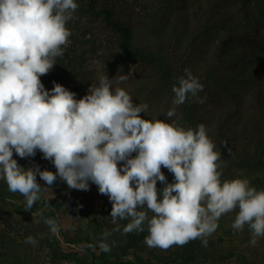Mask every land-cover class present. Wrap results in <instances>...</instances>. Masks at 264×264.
Returning a JSON list of instances; mask_svg holds the SVG:
<instances>
[{
    "label": "clouds",
    "instance_id": "obj_1",
    "mask_svg": "<svg viewBox=\"0 0 264 264\" xmlns=\"http://www.w3.org/2000/svg\"><path fill=\"white\" fill-rule=\"evenodd\" d=\"M78 7L77 0H0V180L24 197L26 210L44 201L45 187L57 180L84 191L91 182L112 204L113 230H147L149 248L167 250L195 239L207 246L219 218L232 212L233 230L247 226L255 246L264 238V189L246 176L221 179V153L204 124L193 129L146 119L141 114L149 105L134 103L117 86L128 80L123 74L115 81L99 74L79 98L55 81L45 87L41 76L64 54L71 36L67 23ZM203 88L185 68L172 86V104L190 97L203 103ZM175 115L176 107L166 112ZM38 151L55 171L22 166L14 157L32 158ZM162 168L173 174L171 182ZM120 220L129 222L121 229ZM43 221L52 233L59 230L55 219ZM110 235L104 233V240ZM24 242L37 244L31 235ZM101 247L110 251L107 243Z\"/></svg>",
    "mask_w": 264,
    "mask_h": 264
},
{
    "label": "rangeland",
    "instance_id": "obj_2",
    "mask_svg": "<svg viewBox=\"0 0 264 264\" xmlns=\"http://www.w3.org/2000/svg\"><path fill=\"white\" fill-rule=\"evenodd\" d=\"M139 1V4H135L136 0H130L128 6L144 13L150 9L151 4L155 3V0ZM175 1L177 7L173 16L170 17H176L177 20L186 0ZM200 1L189 0L191 6L195 5L194 3H201ZM77 3L79 7L73 14V18L67 23V27L71 31L69 43L64 46V54L60 56V58L64 56L67 61L69 59L74 61L73 57L77 54L79 56L75 59L77 67L73 77L70 73L66 74L59 82L83 96L91 83L98 82L97 77L101 73L108 74L113 81L119 75H127L128 80L117 86L124 87L132 96L134 103H147L149 105L148 111L141 115H144L146 119L158 118L168 120V122L177 121L179 106L172 104L174 97L172 88L165 85L157 67L151 63H132L121 50L118 32L106 24L100 15L92 14L88 10V0H77ZM225 6L235 12L233 4L226 3ZM128 11L129 9L125 10V12ZM128 15L130 18L131 14ZM170 17L168 16V18ZM134 22H136V19H134ZM191 22L180 19L175 30L172 31L174 34L167 35L164 33L162 34V38L163 36L164 38L160 40L152 31H149L148 25L136 22L135 38L140 45H154L158 50L166 53L172 59L176 68L179 67L180 61L187 59L185 65L193 66L192 69L195 72H200L205 68V64L211 56L210 48L213 46L215 38L204 32L199 34L195 31L194 34V31L189 30L192 25ZM245 22L246 20L243 19L239 23L243 25ZM189 32H191V35L187 36ZM182 35H185L186 38H183ZM176 38H179V41L176 42ZM237 46L244 47L242 48L244 50L247 48L248 52L251 49L239 43L233 47L238 48ZM241 58L243 59L240 62L230 64L232 72H235V70L239 72L236 81L226 79L223 80L224 85L221 83L207 84L206 87L204 86L203 91L198 94L200 98H204V102L198 103L194 98L195 108L199 114L198 118H204L205 120V117L208 118L210 113L214 112L215 119L210 123L208 121L211 126L210 130L212 133L218 134V130L221 128L224 135L221 137L222 142L224 145L228 144L229 152L224 153L225 148L222 149L221 145L216 142L220 138L213 140L216 145L215 150L221 153L218 162L221 168H226L224 166L226 161L223 156L231 160L237 154L246 157L249 155L247 152H249L257 155L261 160L264 158V73L254 77L248 74L249 70L252 74L258 63L264 68V55L257 50L255 53H249L246 58ZM68 68L70 69V67ZM68 68L66 72H71ZM172 107H176V115L169 118L166 116V112ZM208 135L210 136L211 133ZM14 157L19 164V159L16 155ZM245 176L250 180L251 185L258 190L264 189V166H257L253 173ZM55 185H59L58 188ZM54 187L57 189L55 190ZM58 189H63L62 194L57 192ZM43 196L45 200L36 202L31 209L32 216L37 218L39 213L50 211L45 217L57 221L59 230L54 234L60 240H65V235L74 234V231L80 233L81 229H84L87 225L88 220L95 214L106 213L104 212V206L109 201L107 195L100 194L97 186L91 182L90 189L84 191L68 189L65 182L57 180L51 188L45 187ZM66 197L74 198L77 203L83 200L90 209H83L80 206L71 208L69 206H71L72 201L67 202V200H64ZM52 200H62L63 209L51 208V210L48 208L47 206L50 203L45 204V201L52 202ZM16 203L18 206L23 204L25 207L24 197L17 199ZM24 210L30 211L25 208ZM16 217L24 218L21 209L16 212ZM234 218L235 212L224 214L219 218L217 230L207 238V246L200 242L198 258L193 264H264V238H259L258 243L252 246L249 243L251 233L247 226L240 231H234L231 227ZM35 224L43 232H49L43 218L37 220ZM85 229V231L93 232L92 225ZM63 244L66 251H69V246H73V248L83 252L79 244L76 245L66 241ZM138 249L136 253L123 254L120 252L118 256L121 257L122 261L117 263L108 262V257L103 256L99 251L96 253L99 255H95L93 258L97 264L176 263L173 262L175 256L171 255V252L175 251L176 245L167 250H162L160 248H149L143 241ZM110 250V252H113V249ZM45 256L46 253L43 252L42 259L45 260ZM90 260L92 261L91 257ZM40 261L42 262V260ZM61 264L74 263L64 262Z\"/></svg>",
    "mask_w": 264,
    "mask_h": 264
},
{
    "label": "trees",
    "instance_id": "obj_3",
    "mask_svg": "<svg viewBox=\"0 0 264 264\" xmlns=\"http://www.w3.org/2000/svg\"><path fill=\"white\" fill-rule=\"evenodd\" d=\"M130 0H88V10L95 15H100L104 22L115 29L120 36V47L122 52L127 58L134 64L151 63L154 64L160 74L163 77V82L168 87L173 86L176 83L177 78L184 75V69L188 68L192 73L199 78L201 83L206 87L207 84L221 83L224 85L223 80H237L238 71L232 72L230 70V64L234 62H240L241 57H247L249 53H255L257 50L264 55V0H201L199 4L191 6L189 0H186L184 7L180 10V16L171 18L174 14L177 3L175 0H155V3L150 5V9L144 13L134 7L128 6ZM139 0L134 2L139 4ZM226 3L233 4V9H229L225 6ZM125 12V10H128ZM131 17L129 18V15ZM168 16L170 18H168ZM140 22L144 25H148L149 31H152L156 37L162 38V34L167 35L174 34L176 24L180 19L185 21H192V25L189 30L203 33H208L214 36V44L210 48L211 56L205 64V68L200 72H195L193 66H186L187 59H183L179 62V67L176 68L174 62L166 53L158 50L154 45H140L135 38L136 22ZM246 20L245 24L241 25L239 22ZM194 22V23H193ZM195 24V26H194ZM191 32L187 33V36L191 35ZM195 36V35H194ZM186 38L185 35H182ZM196 38V37H195ZM179 41V38H176ZM243 44L251 49L244 47L234 48L236 44ZM66 54V53H65ZM255 55V54H253ZM79 58L76 54L73 59L68 61L65 57H57L56 65L52 71L48 74L41 76V80L47 89H51L54 85L53 82L61 81L66 74H75L77 62L75 59ZM68 59V58H67ZM72 62V63H71ZM70 67V69L68 68ZM71 72H66V70ZM264 73V68L258 63L254 68L252 74L249 70V76L254 77ZM240 80V79H239ZM68 88V87H66ZM71 90V88H68ZM77 98L81 97L78 92L73 90ZM179 118L175 121L180 126L185 128L195 129L199 124H204L208 134L211 133L210 138L216 140L221 148L224 149V153L229 152L228 144L224 145L222 142V129L220 128L217 133H212L210 130V121L215 119L214 112L210 113V116L204 118H198L199 114L195 108L194 98H189L182 105H179ZM205 121V122H204ZM209 121V123H208ZM208 123V124H207ZM209 129V130H208ZM215 142V141H214ZM248 156L236 155L233 159L228 160L223 155V159L226 161V168H221V179H231L238 176H245L253 173L256 167L264 166V158L261 160L257 155L247 152ZM14 155H16L14 153ZM19 164L25 167L39 164L41 168H48L55 171V166L49 161L42 158V154L38 151L35 157L32 158H20L18 155ZM167 180L171 182L173 180V174L168 172L166 168H162ZM37 180L43 185L44 182L40 180L37 175ZM56 186V185H55ZM59 185L56 187L58 188ZM162 183L157 181V187H162ZM54 187L56 190L57 188ZM57 192H62L63 189H58ZM62 194V193H61ZM69 195V192L67 193ZM97 197L99 195L95 194ZM23 197L19 193H13L8 190V186L5 181L0 180V264H61L64 262H70L74 264H97L94 260L98 251L103 256L108 257V262H121V257L118 254L121 253H136L141 243L144 241L147 230L144 232H131L123 233L121 231H114L116 225L113 223L112 217L109 216L111 212L112 204L110 201L104 206V212L97 213L90 220L84 229H81L80 233L65 235V240L52 233L43 232L41 228H38L37 220H42L49 212H42L43 216L39 215L37 218L32 216L31 210L25 211L24 205H17V199ZM64 200L71 202V208L80 206L83 209H90L83 200L78 203L74 201V198L66 197ZM11 201V202H10ZM50 203V204H48ZM48 204V208L63 209L62 200H52V202H45ZM44 204V205H45ZM78 204V205H77ZM23 208V209H22ZM18 209L23 211L24 218L20 219L16 217ZM52 210V209H51ZM104 214V217H103ZM151 215V213H149ZM26 217V218H25ZM129 221H118L121 229ZM93 226V232L85 231V228ZM85 232V233H84ZM110 232L111 235L108 239L104 240V233ZM33 236L37 240L36 245L25 243V237ZM69 242L76 245H80L83 250L69 246V251L65 250L63 242ZM200 239L189 241L183 246H176L174 252L171 255L175 256L173 262L175 264H193L199 253ZM107 243L113 252L103 251L101 244ZM46 253V259H42V253ZM92 258V261L90 260ZM40 258V259H39ZM42 260V262L40 261ZM46 260H48L46 262ZM91 261V262H89Z\"/></svg>",
    "mask_w": 264,
    "mask_h": 264
}]
</instances>
